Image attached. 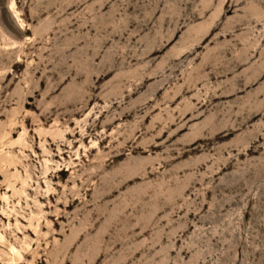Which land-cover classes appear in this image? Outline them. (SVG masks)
Segmentation results:
<instances>
[{
    "label": "rangeland",
    "instance_id": "1",
    "mask_svg": "<svg viewBox=\"0 0 264 264\" xmlns=\"http://www.w3.org/2000/svg\"><path fill=\"white\" fill-rule=\"evenodd\" d=\"M0 264H264V0H0Z\"/></svg>",
    "mask_w": 264,
    "mask_h": 264
}]
</instances>
